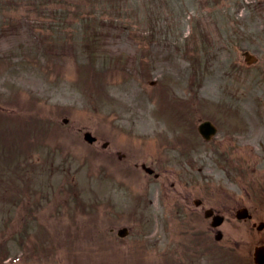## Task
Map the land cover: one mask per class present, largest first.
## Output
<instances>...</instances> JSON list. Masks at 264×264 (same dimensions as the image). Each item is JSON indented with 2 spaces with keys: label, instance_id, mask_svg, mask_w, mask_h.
<instances>
[{
  "label": "rangeland",
  "instance_id": "1",
  "mask_svg": "<svg viewBox=\"0 0 264 264\" xmlns=\"http://www.w3.org/2000/svg\"><path fill=\"white\" fill-rule=\"evenodd\" d=\"M14 1L0 0V30L4 31H0V57L10 56L0 59L2 264H178L173 251L181 250L176 240L184 239L190 242L183 264H211L214 245L218 263L238 264L234 257L227 259L226 246L239 241L240 259L248 260L256 245L252 221L244 223L247 233L229 220L222 227L223 245H210L197 223L165 222L170 212L162 199V182L174 181V190L183 194L192 190L169 169L174 151L162 149L159 155L157 140L139 136L162 135L170 144L189 125L191 116H202L204 108L222 100L235 102L243 117L255 116V120L256 114L264 113L263 103L257 101L261 96L264 102V0ZM84 37H92L99 45L95 63L108 68L102 77L91 76L88 70L83 73V68L72 64L73 58L66 57L73 38L78 60L85 58L80 53ZM140 37L143 42H137ZM39 41L54 44L52 53L60 56H43L34 48ZM202 50L212 52H205L203 57H208L198 63ZM245 50L260 59L251 69L243 65ZM20 54L26 68L6 71L8 61L16 63ZM119 65L134 69V74L122 73ZM183 101L190 108L178 130L170 124L163 105ZM166 106L169 114L172 105ZM63 117L67 123L63 124ZM10 124H30L28 130L38 133L41 140L49 139L48 145L9 143L5 136ZM80 129L97 135V146L85 145L83 133L78 135ZM102 142H107L106 147ZM59 144L64 154L54 149ZM15 145L19 152L13 157ZM68 150L73 158L68 156L61 164ZM22 152L26 153L23 157ZM144 159L156 164L166 177H147L137 166ZM25 162L30 164V193L25 190L27 181H21ZM209 167L208 174L216 176L219 169ZM196 179V183L203 180ZM174 190L169 192L172 196ZM18 197L30 206L29 212L37 213L34 223L30 213L21 221L24 225L12 219ZM71 217L77 220L70 223ZM126 225L132 232L114 244L121 257H112L111 251L100 246L112 247V240L120 239L114 231L109 234L111 226ZM45 227L51 235L42 244L35 231ZM71 227H78L77 233L72 234ZM50 244L55 254L37 253L42 252L41 245ZM68 246H74L73 252L65 251ZM32 249L38 254L35 259L29 255L27 261L20 259L21 253L27 255Z\"/></svg>",
  "mask_w": 264,
  "mask_h": 264
}]
</instances>
